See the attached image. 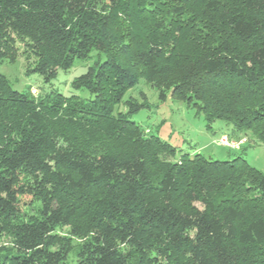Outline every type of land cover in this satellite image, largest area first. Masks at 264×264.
Masks as SVG:
<instances>
[{
	"label": "trees",
	"instance_id": "1",
	"mask_svg": "<svg viewBox=\"0 0 264 264\" xmlns=\"http://www.w3.org/2000/svg\"><path fill=\"white\" fill-rule=\"evenodd\" d=\"M155 2L171 28L194 40L197 31L172 21L213 14L214 32L227 41L215 42L218 50L213 42H189L201 61L170 87L171 96L195 99L208 125L222 121L233 138L249 133L264 145V0ZM149 8L138 0H0V64L22 58L27 74L49 82L76 60L99 55L72 83L93 96L88 102L59 93L35 100L0 75V121L16 133L5 146L0 131V236L31 199L40 201L37 217L14 224L0 264H68L70 250L55 229L80 233L73 221L90 189L102 195L72 264H152L158 256L264 264V175L242 156H178V148L130 119L138 111L131 103L129 113L115 111L126 92L160 77L165 64L154 38L164 20L155 22Z\"/></svg>",
	"mask_w": 264,
	"mask_h": 264
},
{
	"label": "rangeland",
	"instance_id": "2",
	"mask_svg": "<svg viewBox=\"0 0 264 264\" xmlns=\"http://www.w3.org/2000/svg\"><path fill=\"white\" fill-rule=\"evenodd\" d=\"M138 1L144 6L150 5L149 13L155 14V22L164 20V28L156 32L154 38L163 44L165 64L162 66L160 77L140 79L132 89L126 92L115 111L129 113L128 103H131V106L138 111L130 113V119L142 126L143 129L149 130V134L178 148V156L199 154L206 159L218 161H232L242 156L249 166L264 175V145L257 143L249 133L244 137L233 138L231 135L232 126L222 121L208 125L204 116L199 113L195 99H189V102H186L171 96L170 87L176 85L185 74L191 73L195 66L200 64L202 57L200 51H193L189 42H213L210 47L215 50L219 48L215 42H227L224 36L214 32L219 28L217 17L208 12L203 13L204 15L201 12L198 14L187 13L179 19H175L176 21H172V26L179 27V30L185 28V31L190 29L197 31V39L194 40L190 35L184 34V30L177 32L171 28L169 25L171 21L168 22L170 16L164 13L166 12L164 7L159 6L152 9L155 7L153 3L155 0ZM98 58L99 55L93 52L86 61L76 60L69 70L58 71L56 77L49 82L37 74H27L26 62L22 58H18L14 63L5 61L0 64V75L5 77L12 90L21 93L29 90L35 100L48 97L49 93H59L64 97L76 96L78 99L88 102L93 99V96L86 90L74 89L72 83L76 78L85 74L88 68L94 67ZM154 86L160 89L159 93L165 95L164 99L159 98V93ZM61 121L60 117H56L54 121V123L60 124V130H62ZM3 125L5 126L2 128ZM6 126V121H0V128H2L0 131L3 133L1 140L5 146L11 144V141L16 138V133H11ZM225 140L232 143V146H226ZM101 195L102 191L97 189L87 190L81 195L80 202L82 204L73 221L74 225L81 228L79 234H73L74 229L71 226H61L55 229V236L60 246L63 244L70 250L68 264L75 261L76 251L90 237L86 228L91 221V215L95 213L93 203ZM24 200L27 202L26 198ZM197 207L200 206L197 204ZM39 210L40 201L38 198H34L21 208L17 216L6 221L5 231L0 236V249L5 251L11 249L14 224L21 220L37 217ZM154 260L158 264H183L181 258L176 256L170 259L158 256ZM156 262L154 261L152 264H157Z\"/></svg>",
	"mask_w": 264,
	"mask_h": 264
},
{
	"label": "built area",
	"instance_id": "3",
	"mask_svg": "<svg viewBox=\"0 0 264 264\" xmlns=\"http://www.w3.org/2000/svg\"><path fill=\"white\" fill-rule=\"evenodd\" d=\"M225 141H226V146H228V147H231L232 146V143L227 142L228 140H225Z\"/></svg>",
	"mask_w": 264,
	"mask_h": 264
}]
</instances>
